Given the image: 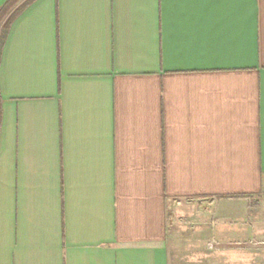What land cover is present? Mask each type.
<instances>
[{"label": "crops", "instance_id": "crops-1", "mask_svg": "<svg viewBox=\"0 0 264 264\" xmlns=\"http://www.w3.org/2000/svg\"><path fill=\"white\" fill-rule=\"evenodd\" d=\"M263 198L264 0H36L14 20L0 264H264L240 248L264 244ZM172 201L196 203L195 234Z\"/></svg>", "mask_w": 264, "mask_h": 264}, {"label": "rangeland", "instance_id": "rangeland-1", "mask_svg": "<svg viewBox=\"0 0 264 264\" xmlns=\"http://www.w3.org/2000/svg\"><path fill=\"white\" fill-rule=\"evenodd\" d=\"M0 34L2 30V25L0 26ZM192 201H172L169 204L168 207V220L170 223L172 222L173 224V229L177 230V233H180L182 235H185L184 233L186 232L187 235L195 234L197 231V225L193 222V211L196 207V203ZM257 203L264 205V198L256 200ZM185 207L188 209V212L192 211V214H186L183 216V214H180L181 209ZM194 215V214H193ZM190 236V235H189ZM241 249H247L253 253H257L258 255H264V244H252L249 246L243 245L240 247ZM210 249L214 250L212 247V243H210Z\"/></svg>", "mask_w": 264, "mask_h": 264}, {"label": "trees", "instance_id": "trees-1", "mask_svg": "<svg viewBox=\"0 0 264 264\" xmlns=\"http://www.w3.org/2000/svg\"><path fill=\"white\" fill-rule=\"evenodd\" d=\"M36 0H9L0 10V55L14 20Z\"/></svg>", "mask_w": 264, "mask_h": 264}]
</instances>
